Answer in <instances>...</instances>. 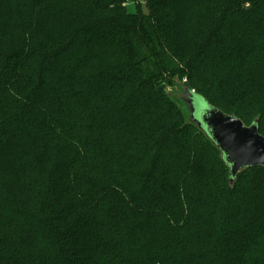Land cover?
<instances>
[{
	"label": "trees",
	"instance_id": "1",
	"mask_svg": "<svg viewBox=\"0 0 264 264\" xmlns=\"http://www.w3.org/2000/svg\"><path fill=\"white\" fill-rule=\"evenodd\" d=\"M145 1L0 0V264H264V168L167 92L264 136V0Z\"/></svg>",
	"mask_w": 264,
	"mask_h": 264
},
{
	"label": "water",
	"instance_id": "2",
	"mask_svg": "<svg viewBox=\"0 0 264 264\" xmlns=\"http://www.w3.org/2000/svg\"><path fill=\"white\" fill-rule=\"evenodd\" d=\"M182 88L187 95L185 104L190 123L195 124L220 151L228 167L230 184L245 169L264 168V136L259 133L258 119L247 126L239 118L211 106L183 83Z\"/></svg>",
	"mask_w": 264,
	"mask_h": 264
},
{
	"label": "rangeland",
	"instance_id": "3",
	"mask_svg": "<svg viewBox=\"0 0 264 264\" xmlns=\"http://www.w3.org/2000/svg\"><path fill=\"white\" fill-rule=\"evenodd\" d=\"M123 6L125 7L126 11L130 14L135 13L137 11V9H140V11L143 12L144 14H148V8L146 6L145 0H126V1L124 0ZM24 24L26 26H28L29 25V19L25 18ZM18 32H19V29L16 27L15 33H18ZM161 35L163 36L162 33H161ZM162 39H163V37H162ZM173 81H174L173 85L167 86V92L171 95L174 103L181 110V113L183 115V120L185 122H190L189 109L185 104V101H187V95L183 91V88H182V83L186 80L184 79V81L179 82V80L177 78H174ZM250 122H248V123H250ZM207 158H212V157L207 156ZM203 159L205 160L206 157H204ZM249 178L250 177H246V175H245L244 177L241 178V181L247 182L249 180Z\"/></svg>",
	"mask_w": 264,
	"mask_h": 264
}]
</instances>
